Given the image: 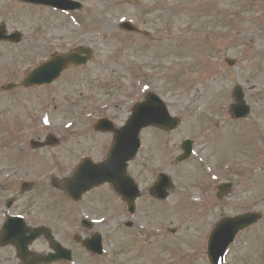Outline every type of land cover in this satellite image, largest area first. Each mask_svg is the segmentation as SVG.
Instances as JSON below:
<instances>
[{"label": "rangeland", "instance_id": "obj_1", "mask_svg": "<svg viewBox=\"0 0 264 264\" xmlns=\"http://www.w3.org/2000/svg\"><path fill=\"white\" fill-rule=\"evenodd\" d=\"M90 4L96 9L70 16L0 0V24L23 34L20 44L0 42V231L10 215L30 226H53L56 238L74 249L72 264H210L207 240L221 220L264 215V0ZM124 21L152 38L122 32ZM80 45L95 52L88 66L65 72L51 86L2 90L58 50ZM238 86L252 107L251 117L241 121L230 114ZM148 92L161 95L182 125L174 132L142 133V148L129 168L142 190L136 214L108 185L71 201L53 178H66L85 158L103 161L113 137L96 133V122L109 118L123 126ZM49 135L59 144L32 149V141ZM185 140L195 142V152L178 164ZM161 173L175 183L163 202L148 192ZM25 182L34 184L30 192L22 191ZM222 183L235 186L219 200ZM10 198L16 202L8 210ZM83 218L98 222L93 232L104 236L103 258L75 243L77 234L90 235L79 226ZM33 250L50 246L40 239ZM0 264L22 262L8 246L0 248ZM226 264H264V218L239 235Z\"/></svg>", "mask_w": 264, "mask_h": 264}, {"label": "water", "instance_id": "obj_2", "mask_svg": "<svg viewBox=\"0 0 264 264\" xmlns=\"http://www.w3.org/2000/svg\"><path fill=\"white\" fill-rule=\"evenodd\" d=\"M39 1L60 5L62 0ZM72 9L75 10V8ZM6 33L5 25H2L0 27V40L18 42L21 39V35L19 34L6 36ZM81 53H87L86 49H82L78 53L53 56L50 61L42 64L30 73L21 86L35 87L51 84L61 76L64 70L72 65H84L86 63L87 58L80 56ZM15 87V85L8 86L9 89ZM238 92L235 96L236 105L232 106V113L235 118H246L249 116L250 111L244 101L243 93L241 90ZM179 125L180 120L171 118L166 105L155 94H149L146 102L138 104L135 107L127 125L120 130H117L109 120H100L97 124L98 130L102 132H114L116 135L114 147L110 155L104 163L99 165H93L90 161H85L79 167L74 179L69 180L64 186V191L75 200H80L86 192L106 182H110L114 185L115 190L127 201L129 211L134 213L135 200L139 196V191L134 180L127 175V168L128 162L136 157L141 147V131L151 126L174 130ZM183 149L185 150V155L179 161L186 160L191 156L193 151L192 143L185 142ZM171 186L170 179L162 176L160 182L151 191L156 197L165 199L168 197L166 189H169ZM230 187V185L222 186V193L227 194ZM261 219L262 216L260 214L253 213L223 220L213 231L209 241L208 256L211 264H224L226 250L235 240L239 231L253 226ZM33 239L26 235L25 226L21 219H10L2 233V243H13L22 258H26L29 255L28 245ZM84 244L90 252L103 255L101 236L97 235ZM53 248L58 252V255L41 257L29 261L27 264H49L59 259H72L71 253L59 245H55L54 243Z\"/></svg>", "mask_w": 264, "mask_h": 264}]
</instances>
